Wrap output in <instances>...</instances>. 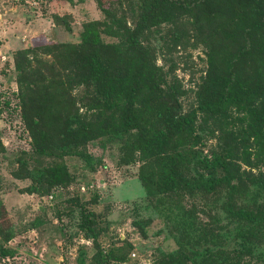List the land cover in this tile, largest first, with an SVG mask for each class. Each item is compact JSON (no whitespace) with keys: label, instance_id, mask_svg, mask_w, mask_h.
<instances>
[{"label":"rangeland","instance_id":"obj_1","mask_svg":"<svg viewBox=\"0 0 264 264\" xmlns=\"http://www.w3.org/2000/svg\"><path fill=\"white\" fill-rule=\"evenodd\" d=\"M102 1L124 24L136 28L145 0ZM94 24L106 45L105 59L119 66L117 75L124 84L144 64L137 120L148 139L162 133L161 112L172 106L182 115L198 111L209 87L212 55L219 46L211 42L210 33L216 30L206 21L198 25L191 16L159 20L142 37L147 53L143 63L125 38L115 35L116 27L95 0H0V245L17 251L14 257H0V264H96L99 249L117 252L126 246L123 242L128 257L123 264H264V223L230 217L226 189L212 196L186 190L178 194L166 155L158 159L150 154L139 130L124 127L118 113L107 133L88 143L89 161L80 156L61 160L70 174L69 185L47 194L26 192L33 182L20 160L33 157L34 144L23 118L18 53L49 45H83L84 31ZM41 57L53 61L51 56ZM54 63L63 71V65ZM82 97V90L73 86L72 112L91 119ZM232 111L227 125L198 112L191 130L172 138L167 150L183 157L188 177H195L198 169L205 172L196 165L198 160L221 164L220 176L232 161L239 207L260 215L264 128L248 113ZM111 114L101 112L97 126ZM230 148H236L231 155ZM42 163L49 166L57 160L45 158ZM91 218H96L95 225ZM244 242L251 244L250 253L242 251ZM104 264L120 263L108 259Z\"/></svg>","mask_w":264,"mask_h":264},{"label":"trees","instance_id":"obj_2","mask_svg":"<svg viewBox=\"0 0 264 264\" xmlns=\"http://www.w3.org/2000/svg\"><path fill=\"white\" fill-rule=\"evenodd\" d=\"M95 1L116 27L115 35L125 38L132 54L143 63L147 53L141 44L142 37L159 20L191 16L196 18L198 25L202 21L210 23L211 28L216 30L210 33L211 42L219 49L212 55L209 87L204 92L198 111L182 115L172 106L161 112L162 133L150 140L137 120V104L144 91V64L141 69L136 67L132 80L124 84L121 75H117L121 73L119 66L105 59L106 45L96 24L84 31L83 45H49L44 47V52L41 47L19 52L17 72L23 118L34 144L33 157L20 160L23 172L33 182L26 192L47 194L56 186L69 185L70 174L61 160L66 156H80L89 161L90 156L86 152L88 143L105 135L108 123L118 113L124 127L139 130L151 149L150 154L154 153L158 159L163 153L166 155L172 184L178 194L186 190L212 196L226 189V210L230 217L240 222L264 223V209L260 215H256L239 207V184H234L238 178L232 161L228 162L227 166L230 167L224 168L225 173L220 176L218 168L221 164L198 160L196 165L205 172L198 169L195 177H188L183 171V157L169 155L167 150L172 138L191 130L198 112L209 114L227 125L232 110L243 111L261 129L264 128V0H145L140 7L143 9L141 18L134 30L119 20L102 0ZM43 54L53 57V61H44L41 57ZM54 60L64 66L63 71L56 68ZM111 68L115 70L111 71ZM73 86L82 90L80 101L85 104L91 119L87 118V114L72 112L70 95ZM119 99H123L122 103L118 102ZM104 111H112V117L97 126L99 115ZM235 149L230 148L229 154ZM51 157H55L57 163L44 166L42 161ZM242 181L240 178L239 183ZM147 189L152 190L151 186ZM88 220L90 224H96V218ZM93 229L89 226V230ZM212 241L217 243L218 237L213 236ZM123 244L127 246L126 242ZM126 246L108 254L99 249L93 261L104 264L112 259L120 264L126 263ZM128 247V250L133 249V246ZM241 249L250 253L252 246L244 242ZM15 255L16 250L0 245V257ZM221 260L224 261L223 258Z\"/></svg>","mask_w":264,"mask_h":264}]
</instances>
